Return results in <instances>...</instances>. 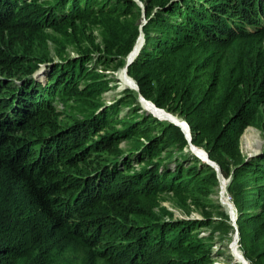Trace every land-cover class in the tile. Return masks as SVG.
Returning <instances> with one entry per match:
<instances>
[{
  "label": "trees",
  "instance_id": "obj_1",
  "mask_svg": "<svg viewBox=\"0 0 264 264\" xmlns=\"http://www.w3.org/2000/svg\"><path fill=\"white\" fill-rule=\"evenodd\" d=\"M24 1L0 0V264H214V235L196 229L211 214L155 216L149 192L181 190L199 203L216 172L179 125L142 107L139 93L182 117L192 143L231 176L243 255L264 264V148L246 158L239 147L247 125L264 135V0H142L144 40L127 65L138 90L124 87L119 101L128 107L67 122L56 120L52 100L83 92L74 78L87 60L93 68L125 64L132 43L105 39L96 52L60 56L39 80L31 74L38 64L12 57L4 35L75 30L88 18L107 24L139 6L40 0L35 14H24ZM227 264L240 263L231 256Z\"/></svg>",
  "mask_w": 264,
  "mask_h": 264
},
{
  "label": "rangeland",
  "instance_id": "obj_2",
  "mask_svg": "<svg viewBox=\"0 0 264 264\" xmlns=\"http://www.w3.org/2000/svg\"><path fill=\"white\" fill-rule=\"evenodd\" d=\"M133 1L139 6L138 8L134 7V5L131 7L135 17L134 15H131V17L129 15L119 16V21H113L107 24L100 23L96 19L91 20V18H88L84 22H80L75 30L66 26H61L57 29L48 28L41 36L18 30L13 36L5 34L1 44L7 48L8 53L12 57H17V61L21 64H29V62L30 64H38L37 68L31 74L36 79L44 80L49 65L55 61H61L59 59L60 56H70L73 58L78 55V51L79 53L96 52L95 46L98 45L102 48L105 39H108L110 43L121 48H127L130 43H132L133 47L136 39L140 35L144 36L143 30H140V25L144 20L140 9L144 4L142 0ZM40 2V0H26L22 2V12L24 14H35V8ZM113 17L116 19L114 15ZM133 17L134 19H132ZM120 28L121 31L118 32ZM136 32L137 34L135 35ZM127 54L125 56L110 54L109 57L116 58L117 56H121L126 61ZM36 56L42 59H36ZM84 65L88 67L86 73L80 78H74L77 81V86L83 92L78 96L63 95V98L55 97L52 100V105L58 113H61L56 119L57 121L67 122L73 120V118L84 120L88 112L91 113V110L99 109V107L102 108L103 106L109 109L119 106L120 113L124 108L128 107V105H121L119 102L124 94V87H128L126 85L133 86L134 84L131 79L129 82H126L124 64L120 65L118 61H110L106 66L110 67V69L104 67V65H98L97 68H93L90 60H87ZM15 81L17 80L13 78V82ZM71 86L73 87V84ZM137 100L141 104L138 96ZM142 107L150 112L162 113L149 103L148 105L143 104ZM164 110L177 117L180 121L184 120L177 114L166 109ZM154 116L161 120L166 119L160 115ZM116 125H119V123H116ZM132 144V140H123L120 146L127 147L132 146ZM198 147L202 148L200 146ZM239 147L246 158L262 152L264 148V135L262 130L254 125H247L240 135ZM214 162L218 164L215 160ZM133 165L135 168H138L141 164L134 162ZM214 170L216 172L217 183L209 187L210 193L207 195L199 194L197 196V199L200 201L199 203L193 202L194 197L189 196L181 190H157L155 192H149L151 201L149 207L155 216H160L164 219L202 218L201 210L208 211L213 221L207 225H196V229L199 231V234L212 232L214 235L212 244L214 255L211 257L213 263L227 264L230 257L233 256L232 251L234 252V249L242 255L243 250L239 233H237L235 239L236 228L234 224L237 225V209L234 203L235 195L228 189L231 176L223 174L220 169L221 174L218 177L216 168ZM244 258L248 260L245 256Z\"/></svg>",
  "mask_w": 264,
  "mask_h": 264
},
{
  "label": "water",
  "instance_id": "obj_3",
  "mask_svg": "<svg viewBox=\"0 0 264 264\" xmlns=\"http://www.w3.org/2000/svg\"><path fill=\"white\" fill-rule=\"evenodd\" d=\"M142 14L144 16V5H142ZM145 20H143L144 22ZM143 22L142 24L140 25V30H142V25H143ZM143 40H144V37L140 35V37H138L132 47V49L130 50V52L127 54V57H126V61H125V64H124V70L125 72H127V65L135 58L136 54L138 53L139 51V48L141 47L142 43H143ZM129 76V75H128ZM131 80L134 82V87L131 86V85H126L132 89H135V90H138V85L136 83V81L131 77ZM138 98L139 100L141 101V104L143 105L144 102H147L149 104H151L156 110H159V111H162L161 113V116L163 118H166L168 119L169 121L179 125L181 127V129L183 130L184 134H185V137L187 138V141H188V144H189V148L191 151H193L198 157H200L202 160L206 161L208 164H210L212 167L216 168L217 170V175L218 177L220 176V167L218 164H216L214 162V160H212L211 158H209L207 152L202 149V148H199L198 146H196L195 144L192 143L191 141V135H190V129H189V125L188 123L184 121V123L186 124L183 125L180 121L177 120V117L173 116L172 114H170L169 112L165 111L164 108L162 107H159V106H156L151 100H148L146 99L142 94H138ZM152 112V111H151ZM153 115H156L158 116L159 114H155L152 112ZM201 149V150H200ZM197 150H200V152H202V154L197 151ZM229 205L231 206V204L229 203ZM232 207V206H231ZM235 228H236V233H235V239L237 237V233H238V228H237V225H235ZM232 254L234 256V258L236 259V261H238L240 264H250L248 260H246L244 258V256L241 254V253H237L234 249V252L232 251Z\"/></svg>",
  "mask_w": 264,
  "mask_h": 264
},
{
  "label": "bare ground",
  "instance_id": "obj_4",
  "mask_svg": "<svg viewBox=\"0 0 264 264\" xmlns=\"http://www.w3.org/2000/svg\"><path fill=\"white\" fill-rule=\"evenodd\" d=\"M128 72V71H127ZM127 72H125L124 74H125V77H126V82H129L130 81V77L128 76V73ZM133 86H134V84H133ZM143 104H146V105H148V103L147 102H144ZM160 112H162V111H160ZM177 120L178 121H180L178 118H177ZM183 125H185L186 126V124L184 123V121H180ZM201 150V149H200ZM197 151H199V150H197ZM200 152V151H199ZM201 154H202V152H200Z\"/></svg>",
  "mask_w": 264,
  "mask_h": 264
}]
</instances>
